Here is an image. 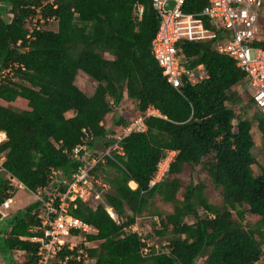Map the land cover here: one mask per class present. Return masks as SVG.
Instances as JSON below:
<instances>
[{"label": "trees", "instance_id": "16d2710c", "mask_svg": "<svg viewBox=\"0 0 264 264\" xmlns=\"http://www.w3.org/2000/svg\"><path fill=\"white\" fill-rule=\"evenodd\" d=\"M136 4L142 6L139 20ZM204 4L186 0L183 11ZM36 14L43 22L55 20L56 29L29 31L26 18ZM157 23L150 0H0V131L5 136L0 142V203L12 190L7 174L34 191L49 184L51 168L68 176L76 165L69 156L76 143L95 149L110 143L105 136L127 119L111 116L108 125L106 117L125 95L139 114L152 106L158 115L144 117L143 131L118 140L122 154L111 152L93 169L94 178L109 185L103 202L118 221L108 216L103 203L91 208L75 199L68 206L71 215L96 229L80 241L94 244L83 247L92 264H264V166L252 173L251 121L233 110L242 101L235 87L247 86L246 74L230 56L212 49L214 39L182 41L188 66L201 63L207 78L174 88L150 50ZM259 25L264 34V16ZM254 44L264 48V39ZM78 71L95 83L91 94L75 85ZM245 94L246 105L255 109L251 119L264 152V114L253 105L247 87ZM17 99L24 100V108L6 105ZM168 151L174 153L166 172L149 185ZM183 165H200L220 187L219 205L206 200L201 182L190 180L181 188L175 175ZM155 196L169 203L171 212L161 217ZM36 206L34 201L16 210L3 233L4 248L21 251L22 264H37L36 243L27 238L28 228L37 223ZM245 210L258 217L252 226L241 223ZM144 211L155 217L144 239L152 241L168 229L165 245L146 246L135 232L123 229L135 216L140 224ZM187 216L194 221L185 222ZM65 253L61 250L57 257ZM0 260L5 263L2 255ZM63 264L82 263L68 259Z\"/></svg>", "mask_w": 264, "mask_h": 264}, {"label": "built area", "instance_id": "2783aa9c", "mask_svg": "<svg viewBox=\"0 0 264 264\" xmlns=\"http://www.w3.org/2000/svg\"><path fill=\"white\" fill-rule=\"evenodd\" d=\"M167 1L172 3L169 7H166ZM185 1L150 0L158 18L155 33L150 40V50L162 76L174 88H177L180 82L195 85L207 78V72L201 63L188 66V59L181 51L180 42L214 39L212 49L230 56L235 66L245 72L248 79L247 91L252 103L264 114V48L254 44V41L264 39L259 25V19L264 16V0H204L205 4L200 9L189 12L183 11ZM141 12L142 6L136 4L134 15L137 20L140 19ZM29 21H32L31 26H28ZM42 22L43 19L36 14L26 18L25 26L31 31L33 28H40L38 23ZM149 115H158L152 106L130 118L125 125L119 126L114 134L106 135L105 137L111 138L112 141L100 149L89 148L83 142L76 143L69 151V156L76 165L68 176L57 175V171L51 168L48 175L49 184L30 191L34 195L33 202L37 203L33 210L37 223L28 228L27 238L36 243L37 264H63L68 259L82 264L93 262L83 247H92L94 244L88 246L90 242L80 241L82 234L95 233L96 229L71 215L67 211L68 206L75 199L86 202L91 208L103 203L108 216L118 221L115 212L103 202V194L109 185L100 178H94L93 169L98 163L104 162L105 156L111 158V152L122 154L118 140L129 132L143 131V118ZM1 137H4L3 132H0V141ZM173 153L168 151L160 160L149 185L161 179ZM3 159L4 154L0 152V172L4 170ZM6 177L10 178L11 183L16 181L8 174ZM16 183L17 187L25 188L20 182ZM130 183L128 182L129 187L135 186ZM10 203V197L4 198L0 203L2 216H5L3 210L10 208ZM123 229L135 232L141 237V241L146 242V246L150 245L151 242L143 237L145 233L141 232L136 216ZM154 248H157L155 243ZM61 250L66 253L57 257ZM145 251L143 248L142 252Z\"/></svg>", "mask_w": 264, "mask_h": 264}, {"label": "rangeland", "instance_id": "374dc122", "mask_svg": "<svg viewBox=\"0 0 264 264\" xmlns=\"http://www.w3.org/2000/svg\"><path fill=\"white\" fill-rule=\"evenodd\" d=\"M31 22L29 21L28 26H31ZM40 28L55 30L56 29V21L55 20H47L46 22L38 23ZM264 35V34H263ZM75 85L83 91L85 94L89 95L92 93L95 83L90 80L84 73L81 71H78L74 78ZM246 84L240 83L235 87L236 92L241 96L242 101L235 106H233V110L235 114L241 115L243 117H246L250 119L251 121V128L250 133L251 137L253 138L254 145L251 150L252 154L255 157V164H252L251 170L254 175L259 173V166H264V152L262 149L261 144V137L260 133L256 128L255 122L251 119V116L253 112L255 111L252 104L246 105V101L248 99L247 95L245 94L246 91ZM7 106L13 109H22L25 107L24 100L17 99L16 101H13L11 103H6ZM229 105V104H228ZM138 111L135 107V103L131 101L129 98H127L125 95H123L122 100L119 102L118 105L113 106L111 112L106 117V123H109V119L112 117H118L119 115H123L127 120L130 118H134L138 115ZM68 115L69 113H65ZM109 125V124H108ZM116 132V131H115ZM100 142L95 143L96 146H98ZM181 182V188L183 189L184 185L192 180L193 182H201L204 185V196L206 200L209 203L219 205L221 203V189L220 187H216L213 185L209 177L201 170L200 165H183L182 169L178 174H176ZM131 186L132 183H130ZM12 190L10 193V199L13 201V203H10V208L3 210L5 213V216H0V255H2V258H4L5 263L0 260V264H7L8 261H14L19 258L20 253L13 252L15 255V260H12V253L6 250L2 243L3 233L6 230L8 218L15 213V205L19 198L22 199V201L25 203L29 200H33L34 195L32 192L21 189L17 187L16 181H13L11 183ZM153 205L161 212V217L165 213L171 212V205L169 203H163L159 200L157 196L153 198ZM243 208L246 209V205H243ZM14 210V211H13ZM197 211L200 215L203 214L202 210L200 208H197ZM142 219L139 226L141 227V232L146 233L151 230L152 221L155 220V217H151L146 211L142 213ZM258 219L257 216L250 214L247 210L242 215L241 223L244 226H252L254 222H256ZM185 222H193L194 218L191 216H187L183 219ZM169 228V227H168ZM171 236L168 229H166L165 233L161 236H156L155 238H152V241L147 240L151 243H156L157 247L161 245H165L167 239ZM150 243V244H151ZM93 244L90 242L88 246H91ZM92 261L88 262V264H92ZM18 264V263H17Z\"/></svg>", "mask_w": 264, "mask_h": 264}, {"label": "crops", "instance_id": "0c3cea01", "mask_svg": "<svg viewBox=\"0 0 264 264\" xmlns=\"http://www.w3.org/2000/svg\"><path fill=\"white\" fill-rule=\"evenodd\" d=\"M2 138V137H1ZM132 184H135L133 181H130ZM18 188H21V187H18ZM21 189H25V188H21ZM27 190V189H26ZM34 199V198H33ZM33 202V200H29L27 202H23L21 198L18 199V201L16 202V205H15V210H20L22 209L24 206H26L27 204ZM11 203H13V201L11 200ZM14 211V210H13ZM12 253V260L15 258V255L13 252H16V253H20V256L19 258H17V260H15L16 262L15 263H18V264H22L24 258H23V255H22V252L19 251V250H11L9 251Z\"/></svg>", "mask_w": 264, "mask_h": 264}, {"label": "water", "instance_id": "95a60500", "mask_svg": "<svg viewBox=\"0 0 264 264\" xmlns=\"http://www.w3.org/2000/svg\"><path fill=\"white\" fill-rule=\"evenodd\" d=\"M171 4H172L171 1H167L166 7H169ZM0 216H1V213H0Z\"/></svg>", "mask_w": 264, "mask_h": 264}, {"label": "clouds", "instance_id": "9594fccd", "mask_svg": "<svg viewBox=\"0 0 264 264\" xmlns=\"http://www.w3.org/2000/svg\"><path fill=\"white\" fill-rule=\"evenodd\" d=\"M138 114H139V113H138ZM129 120H130V119H128L127 122H128ZM0 132H2V131H0ZM4 138H5V136L1 139V141H2ZM1 141H0V142H1ZM129 182H130V181H129ZM132 188H133V187H132Z\"/></svg>", "mask_w": 264, "mask_h": 264}]
</instances>
